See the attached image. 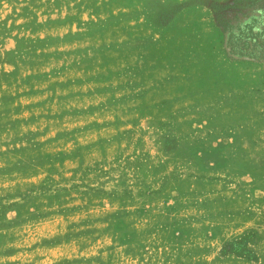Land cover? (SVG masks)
I'll return each mask as SVG.
<instances>
[{"label": "rangeland", "instance_id": "1", "mask_svg": "<svg viewBox=\"0 0 264 264\" xmlns=\"http://www.w3.org/2000/svg\"><path fill=\"white\" fill-rule=\"evenodd\" d=\"M263 12L0 0V264H264Z\"/></svg>", "mask_w": 264, "mask_h": 264}, {"label": "trees", "instance_id": "2", "mask_svg": "<svg viewBox=\"0 0 264 264\" xmlns=\"http://www.w3.org/2000/svg\"><path fill=\"white\" fill-rule=\"evenodd\" d=\"M146 2L148 4L149 0H146ZM175 7L176 11L182 9L181 5ZM172 17L173 13L164 10L162 11L160 23L167 25ZM222 24L227 32L226 44L231 54L255 60L264 59V12L259 13L257 17L249 18V20H239L236 23L225 20ZM236 245L237 242H229L226 243L224 248L229 249V247ZM242 254L248 259L252 256L246 251Z\"/></svg>", "mask_w": 264, "mask_h": 264}]
</instances>
